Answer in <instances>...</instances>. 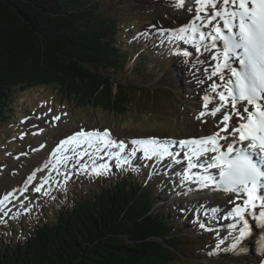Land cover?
I'll list each match as a JSON object with an SVG mask.
<instances>
[{"label":"trees","instance_id":"1","mask_svg":"<svg viewBox=\"0 0 264 264\" xmlns=\"http://www.w3.org/2000/svg\"><path fill=\"white\" fill-rule=\"evenodd\" d=\"M102 5L0 0V129L11 127L15 92L45 86L91 110L133 113L146 126L161 121L153 112L154 93L165 99L158 81L150 89L139 78L142 60L126 70L125 32ZM158 190L146 176L119 173L76 200L70 194V204L42 208L37 221L31 217L28 233L12 226L0 234V264H182L197 237L185 233L174 210L157 206L164 196Z\"/></svg>","mask_w":264,"mask_h":264},{"label":"rangeland","instance_id":"2","mask_svg":"<svg viewBox=\"0 0 264 264\" xmlns=\"http://www.w3.org/2000/svg\"><path fill=\"white\" fill-rule=\"evenodd\" d=\"M161 1H167V5L171 7L172 2L170 0ZM161 1L103 0L102 10L105 14L112 15L121 26L134 22L137 25L135 32H138L140 30H145L148 25L157 23L159 15L164 11V5H161ZM129 33V31H126L127 36L130 35ZM134 40L135 42H133ZM134 40L129 41L131 47L128 52L131 54L139 52L140 55L135 56L134 59H139L140 57L143 58V63L148 67V70L142 72V75L139 76V78L143 79L144 82H148L147 87L150 89H155L153 84L158 81L161 89L160 92L165 95V99H157L156 92V94L154 93L153 99V112L158 117V120L161 121H158L157 124L156 122L149 123L148 126L150 127H148L146 124H140L142 118L138 119V123L134 122L135 119L132 120L134 116L133 113H129L127 116L116 117L111 116L108 113L91 110L86 106L75 105L72 102H66L62 95H58V93L53 94L51 86L17 91L15 92V103L13 105L14 114H11L8 119V125H11V127H6V124L0 129V166H3L4 170H6L3 171V174L0 172V196L10 188L14 180L17 181L19 179L20 172L27 171V169L29 170L33 166L34 163L32 159H17L15 157L21 152L27 150L32 152L31 150H34V147L39 141H41V138L38 139V137L31 136L30 132L39 127L49 126L47 129H50L49 133L52 134L63 133L71 127L100 131L108 129L111 134L119 138L150 136H174L180 138L189 136L192 132V134H194L198 128H204V130L209 128L208 125L204 124V119H207V116L199 118L198 115L200 109L197 92L190 86V81L187 79L189 67L184 65L183 61L177 60L176 58H170L164 54H161V56L157 55L155 50L152 53L150 46L146 43H140L141 45L139 44L140 46H137L138 37H135ZM134 59H132L131 63L128 64L126 68L130 69L132 67ZM164 73L165 75H163ZM180 91L183 93V96L179 95ZM140 99L141 98L139 97V100ZM52 105H54V108H52ZM140 108L143 109L142 107ZM143 110L147 111L145 109ZM37 115H41L42 118L39 119ZM27 117H29V121L27 122L29 126L28 129H26L25 126L22 127L20 124V119ZM53 118H59V120L54 122ZM166 121H170L172 125L165 124ZM18 125L20 126L19 129L16 127ZM160 126H164V128ZM214 127L215 126H212V129ZM7 132H10V134L8 135ZM18 132H24L23 137L18 138L13 144L11 143V145H7L6 140L10 137H15ZM46 137H48V134ZM107 164L108 161L100 162L97 166L89 162H84L81 164V167L78 168H65L58 175L59 178L63 177L58 183L59 187L62 186L60 192H54L49 198L40 201V203H44H39L38 210L34 213L35 217H38L42 208L52 209L53 207H56L55 198L57 202L70 204L71 202H69V199L66 197L68 194H71V201L73 199L76 200L93 191L100 185L102 180L114 178L119 172L124 170L123 165H120L117 169H109ZM101 165H105L106 167L101 168ZM94 166L97 168L95 171L92 169ZM147 169L150 170V163L145 164L142 161H138L134 166L132 173L140 177L142 176L140 173L146 174ZM91 172L93 173L91 174ZM98 172L100 174H97ZM123 172L121 173L124 174ZM62 174L64 176H62ZM79 175L83 178L82 181L78 179ZM157 175L158 174L151 176ZM67 176H72V178L69 180L67 179ZM149 177L150 175H148V179L151 182L159 184L161 189L166 191L161 179H151ZM160 190L158 192H160ZM169 193L170 195L166 194L161 202L158 200V206L168 211L175 209L178 207L179 203L182 202V199L176 198V194L171 190V187ZM60 194L62 195L61 197L58 196ZM57 208L58 207H56V210ZM14 212L17 213L18 211ZM184 219L185 217H183V215H181L179 219L176 218L180 223H183ZM22 221L23 231L28 233L32 227L30 216L23 218ZM19 224V222L14 223V227L16 232L20 233L21 228ZM184 225V231L186 234H196L200 237H197L196 243L192 244V247L188 249V254L182 258L183 260L181 263L212 264L210 261L213 260L214 256L211 257V259L205 257L206 252L210 248L207 245L210 244L211 246L213 239L203 233L199 226L194 227L189 223ZM8 229L10 232V228ZM5 233V230L0 227V234L6 236ZM9 238H12L11 233Z\"/></svg>","mask_w":264,"mask_h":264},{"label":"snow or ice","instance_id":"3","mask_svg":"<svg viewBox=\"0 0 264 264\" xmlns=\"http://www.w3.org/2000/svg\"><path fill=\"white\" fill-rule=\"evenodd\" d=\"M223 5H231L233 10H224V28L228 30L225 35L220 27L214 29L216 35L213 40L220 39L224 44L223 57L227 61L230 57L235 56L238 59L241 70L231 69L232 76L235 77L234 87L228 89L232 95V107L236 109L237 103L240 101L246 102L249 107L241 106L236 115L239 117V126H234L229 132L228 122L232 119L231 115L223 116L224 127L223 132H229V135L239 136V141H248L247 149L236 150L233 148L232 142L226 145L227 151L221 152L219 140H227V136H221L220 132L213 135L202 136L199 139L180 141L183 147L188 151L184 153L188 162V167L183 175L185 179H192L189 175L193 168L205 167L204 164H198L200 157L208 152L217 153L212 156L211 162L207 163V168L219 169V177L211 175H196L194 182H197L201 187H207L209 184H214L218 189L225 193H242L247 198L244 199L243 205L237 203L232 209L230 215L239 218L242 222V227L239 229V236L236 237L235 243L231 248L233 251L242 253L245 249L241 246L242 241L251 234V228L248 221L245 219V214L256 209V201H260V207L264 208V0H222ZM198 12H204L206 8L216 9L215 15L221 16V10L217 8V3L214 0H196ZM185 0H177L175 7H184ZM201 19L200 16L196 17ZM236 31H233V29ZM189 29L195 32L196 26L190 25L188 28H181L177 32L178 39H184V33ZM205 39V34H200V40ZM185 55H188L185 53ZM222 67H228L225 63L217 65L216 72H219ZM216 73L214 72L213 75ZM215 91V87L213 88ZM221 99H225L221 94ZM204 107H208L207 97L205 98ZM221 109L216 108L211 112L215 115ZM204 113L201 112V116ZM58 119V118H57ZM80 137H94L102 140L109 136V133L80 132L77 134ZM74 140L75 137H70ZM62 143H68L63 141ZM109 143H114L109 141ZM133 144L140 145L146 158L151 159L152 156L162 157L171 155L167 146L158 144L155 140L148 141H132ZM120 149L123 151L124 145L121 142ZM235 152V155H233ZM136 155V150L131 153ZM258 157V159H254ZM127 163V161H125ZM120 166L119 164L117 165ZM101 165V168H105ZM100 174V173H97ZM195 175V174H194ZM39 191V189H37ZM231 199V197H230ZM261 226H264V211L259 213L257 217ZM204 228V224H200ZM235 228V225H233ZM219 248V245H217ZM264 249V244H261ZM210 252L208 255H213Z\"/></svg>","mask_w":264,"mask_h":264},{"label":"bare ground","instance_id":"4","mask_svg":"<svg viewBox=\"0 0 264 264\" xmlns=\"http://www.w3.org/2000/svg\"><path fill=\"white\" fill-rule=\"evenodd\" d=\"M159 1H161V0H159ZM161 2H162L161 5H164V11H163L162 14L159 15V19H158L157 23L162 24L163 25L162 28H174L177 25L181 24V21H182V19H183L184 16L183 15H180L178 13V10L177 9L169 7L167 5V3H166L167 1L166 2L161 1ZM226 92H229V91H226ZM43 128H44V130L45 129L46 130H45L44 133H42V135L40 137H38V139L41 138L40 139L41 141L46 142L45 143V148H43L40 151H35V152H30L29 151L28 154L24 157V158H27V159H32V161L34 163L33 166H36L44 158V156L47 155L57 145L58 142H61V141L65 140L66 138H68L70 135H72L74 133L80 132V128L71 127L69 129H67V131L65 130L63 133H59V134H54L53 133L52 134V133H49V130L50 129L49 130L47 129V128H49V126L48 127H45L44 126ZM209 132L210 131L208 129L207 130H204L203 128H198L195 131L194 134H192L193 133L192 132L191 134H189V136H201V135H205L206 133H209ZM47 134H48V137H46ZM151 137H161V136H151ZM169 152L171 153V156H173L172 152L171 151H169ZM69 160H71V158L68 157V158L63 159L62 161L64 162V161H69ZM92 169L95 171L97 168H95V166H94V168H92ZM30 170L27 169V171L20 172L19 173V175H20L19 179L17 181L14 180L13 183L11 184L10 188H12L14 186H17V185H20V183L23 181V179L25 178L26 174ZM90 171H91V169H90ZM92 173L93 172H91V174ZM205 193L206 192H204L203 194H205ZM212 197H216V195L215 194H212V193H209V195H205L203 198L208 199V200H211ZM219 198L220 199H223L224 196L219 195ZM12 203H13V201H12ZM219 208H222V207H219ZM222 213L224 215H226V212L223 211ZM226 218H227V215H226ZM242 247L245 249V251L242 252V253H238V252H228V251H225V250H221L216 256H214L213 260L210 261V262L212 264H258V262H259V260L261 258L258 257L256 255V253H255V250H256V248H255V241L254 240H248L247 242H245L242 245Z\"/></svg>","mask_w":264,"mask_h":264}]
</instances>
